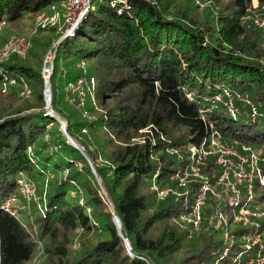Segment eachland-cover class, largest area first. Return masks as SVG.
<instances>
[{"label":"trees","instance_id":"obj_1","mask_svg":"<svg viewBox=\"0 0 264 264\" xmlns=\"http://www.w3.org/2000/svg\"><path fill=\"white\" fill-rule=\"evenodd\" d=\"M60 1L0 0V25L15 29L26 14ZM252 8V0H218L203 10L194 0H90L77 30L49 49H57L53 106L92 164L48 113L40 39L33 37L25 56L0 62V87L15 80L8 93L0 91V264H33L40 245L44 258L35 264H247L264 252L260 243L247 248L245 239L259 234L264 244V219L235 221L237 208L224 201L227 220L216 226L210 190L194 230L182 215L206 180L190 175L180 186L173 178L191 172L192 148H209L213 132L229 148L245 153L241 144L248 143L264 155V132L247 131L264 122V29ZM83 62L97 78L99 104L112 100L94 120L66 101L68 110L57 106L59 88L66 93L86 75ZM227 87L251 100L257 115L239 99L237 115L216 101ZM199 169L213 185L223 173L211 154ZM21 177L43 195L39 206L17 205L13 213L3 203L21 191ZM154 184L171 189L158 199ZM254 192L253 205L264 209L258 178Z\"/></svg>","mask_w":264,"mask_h":264},{"label":"built area","instance_id":"obj_2","mask_svg":"<svg viewBox=\"0 0 264 264\" xmlns=\"http://www.w3.org/2000/svg\"><path fill=\"white\" fill-rule=\"evenodd\" d=\"M62 2L68 3L64 13V15H66V26H61V11L58 8L59 3L52 4L50 8L52 15L50 17L44 19V13H41L38 18L43 26L47 23H51L54 27H59L58 29L60 32L62 30L63 35L73 34L77 30L80 18L87 11L90 0H63ZM254 23L258 27L264 29V9L257 12L254 17ZM58 42L59 41H55L54 46H56ZM31 46V39L24 35L12 37L9 39L5 47L2 48L0 53V62L9 59L13 54L25 56ZM53 47L49 50L45 59V62L49 63L47 65L48 67L43 68V76L46 87L49 85V76L53 68ZM83 65H85V63H83ZM82 67L84 68V66ZM85 72L86 75L80 76L76 81L69 85L65 93V101L76 107L82 113L83 117L89 119L92 115L88 108V97H91V104L95 105L96 102L92 96L97 86V78L95 75L87 74L86 69ZM13 83H15L14 79L11 81L6 80L3 84L4 89L7 90L9 85ZM26 91L27 94H29V90L27 88ZM236 99H239L251 106L253 109L252 115L254 117L257 115L256 105L251 100L244 97L241 93L233 91L231 88H224L220 94L215 96L216 101H225V104L229 107L230 112L233 115H237L239 112V108L235 106ZM83 131H86V129ZM241 145L245 153H241L236 151V149L227 147L222 141L220 134L218 132H213L210 136L209 148H192V159L194 162L191 165V172H188L185 175H174L173 178L179 181L180 186H186L190 175L202 179L205 178L206 180V182L200 186L192 210L189 213L182 215V220L192 223L194 229H198L200 227L201 208L211 186L208 178L205 177L199 169V166L205 163L206 157L209 154L216 157L217 164L223 169V173L218 179L217 184H222L224 186V190L227 193L225 201L233 208H237V212L234 214L235 221H243L247 224L255 223L257 225V222H255L256 220L253 219V217L258 218L264 215V212H261L258 206L253 205L255 195V179L258 178L261 183H264V172L260 165V162L264 161V155H262L261 151L255 150L248 143H242ZM19 182L21 184V190L27 198L35 197V185L26 181L24 178H21ZM241 185L245 186V190L240 187ZM153 188L158 191V199H163L169 192L167 190H160L156 184L153 185ZM243 197H245V202H242ZM18 200V195L12 194L5 199L3 204L7 210L15 213L17 211L16 207L18 205ZM225 239L232 242L233 236L226 231ZM257 239L260 240L259 243L262 247H264V244H262L259 236L258 238H254V241H258ZM251 247V242L248 241L247 248ZM226 254L227 253H225V255ZM250 264H264V252L258 253L254 259L250 260Z\"/></svg>","mask_w":264,"mask_h":264},{"label":"rangeland","instance_id":"obj_3","mask_svg":"<svg viewBox=\"0 0 264 264\" xmlns=\"http://www.w3.org/2000/svg\"><path fill=\"white\" fill-rule=\"evenodd\" d=\"M62 1L63 0H61L59 2L58 8L61 11V26H66V15H64V13H65V10H66L68 3L62 2ZM217 1L218 0H194V2L196 4H198V6H199V10H203L207 6H209L212 3L217 2ZM252 4H253L252 10L255 13H257L259 11V6L261 4L260 0H252ZM41 13H44V19H46L52 15V12L50 11V9L47 11L40 12L39 14H41ZM39 14H37V15L36 14H26L23 17V19L20 21V23L17 24L18 26L15 29H13L12 26L6 27L7 25H5V23L1 24L0 25V53L2 51V48H4L5 45L7 44V42L9 41V39H11L12 37H15L17 35H24V36L30 38L31 41L33 40V37L35 40L40 39L41 45L39 46V50L43 54V64H42V66H43L42 69H43L48 64V62L47 63L45 62V59H46L47 54L50 50L49 48L51 47V45H53V43L55 41H57V37H58V35H60V30L58 29L59 27L58 28L54 27V25H52L51 23H47L45 26H43L41 21L38 18ZM52 27L55 28L56 30H53ZM14 30H17V31H14ZM14 32H17V33H14ZM61 33H62V30H61ZM62 36H63V33H62ZM72 59L73 58L70 57L69 59L66 60V63L71 62ZM83 63H85V62H83ZM83 63L81 66H84V68H86V64L83 65ZM89 73L91 74V70H89ZM49 83H51L50 78H49ZM0 91H2V94L3 93L6 94L10 91V87H8V89L5 90L4 86H2V87H0ZM92 98L95 100L96 104L92 106L93 107V109L91 111L92 117L89 118V120H94L97 117V112H101L103 110V108L108 107L112 103V100L108 99L104 103V105L99 104L98 91H94ZM45 101H46V105H47L46 108L48 110V113L50 115H52V112L50 113V108L48 107L49 102L47 100H45ZM88 105H91V97L90 96L88 97ZM57 106L63 110L69 109V106L65 102V87L64 86H61L59 88V93L57 94ZM93 110H95V112ZM54 112H55L54 114L56 115L57 111L55 110ZM65 124H66L65 121L60 122V130L63 132L64 137H65V126H66ZM54 128H57V124L54 125ZM247 131H249L251 134L264 132V122H258L257 124L251 126L249 129H247ZM68 132H69V130H68ZM88 132H89L88 128H86V131H84V133L87 134ZM101 137H104V135L102 134ZM236 151H238V150H236ZM97 177L101 180V177L99 174ZM21 178H23V177H21ZM35 185H36L37 190H36L35 197H33L34 199L27 198L24 195V193L22 192V190L18 193V197H19L18 206L29 208L30 206L33 207V205H35V202H36V204L38 203V206H39L40 198L43 195V193H42L43 191L40 190V188L38 187V185L36 183H35ZM221 185L222 184L216 183L215 185L211 184V186H210V191L212 192L213 196L215 197V201H216V206L214 208L213 215L211 216L210 221L211 222L213 221V223L216 226H221L222 224H224L226 222L227 216H228L221 206V202L225 201V198L227 195L225 190L221 189V187H220ZM102 188H103L104 193L107 195L108 199L106 198V200L110 204V207L112 208V210L114 212V216L117 215L114 204L112 203L104 185ZM170 189H171V186L166 187L164 190L169 191ZM39 190L42 192H40ZM256 206H258L260 208L261 212H264V209L261 208L262 207L261 205H256ZM16 209H17V207H16ZM263 219H264V215L259 217V219L255 222H257V224H259L260 221ZM252 224L254 225L255 223H252ZM194 230H197V229H194ZM226 231H225V233H226ZM225 233H224V238H225ZM257 235H259V234H257ZM257 235L256 236H247V237H245V239L247 241H250L251 246H253V244L260 242V240H258V239H257L258 241H254V238H258ZM73 237H75V235H73ZM126 240H128V239H125V242H126ZM126 246H127V244H126ZM127 247L130 250L132 249V248H129V246H127ZM131 247H132V245H131ZM43 250H44L43 245H40V247L37 251V254L33 260V264L41 262L43 260V258H44ZM247 264H250V261Z\"/></svg>","mask_w":264,"mask_h":264},{"label":"water","instance_id":"obj_4","mask_svg":"<svg viewBox=\"0 0 264 264\" xmlns=\"http://www.w3.org/2000/svg\"><path fill=\"white\" fill-rule=\"evenodd\" d=\"M66 35H63L59 41H62V39L65 37ZM57 54V49L54 51V58H53V61H52V64L54 63V59H55V56ZM49 64V63H48ZM52 74H53V68L51 70V73H50V81H51V77H52ZM45 97H46V100L49 102V105L48 107L50 108V113L52 112V116L55 117L58 121H65V138L67 139V141L74 145L75 147L79 148L82 150V152L84 153V155L86 156V158L88 159V161L92 164V160L91 158L89 157V154L88 152L86 151V149L82 146V144L80 142H78L74 137H72V135L68 132V120L66 117H64L63 115H61L60 113L56 112L57 116L54 114L55 112V108L53 106V99H54V93H53V85L52 83H49V85L46 87L45 89ZM93 171L95 172V174L98 176V173H97V169L96 167L93 166ZM114 220H115V223L120 231L121 229V220L119 218L118 215H115L114 216ZM120 235H122L121 231L119 232ZM126 244L127 246H129V248H132L131 247V243L129 240H126Z\"/></svg>","mask_w":264,"mask_h":264},{"label":"bare ground","instance_id":"obj_5","mask_svg":"<svg viewBox=\"0 0 264 264\" xmlns=\"http://www.w3.org/2000/svg\"><path fill=\"white\" fill-rule=\"evenodd\" d=\"M47 65H48V64H47ZM47 65L45 66L46 68L48 67ZM56 115H57V114H56Z\"/></svg>","mask_w":264,"mask_h":264}]
</instances>
